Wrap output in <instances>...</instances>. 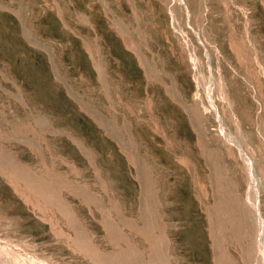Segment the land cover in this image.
Here are the masks:
<instances>
[{
	"label": "rangeland",
	"instance_id": "374dc122",
	"mask_svg": "<svg viewBox=\"0 0 264 264\" xmlns=\"http://www.w3.org/2000/svg\"><path fill=\"white\" fill-rule=\"evenodd\" d=\"M0 264H264V0H0Z\"/></svg>",
	"mask_w": 264,
	"mask_h": 264
}]
</instances>
